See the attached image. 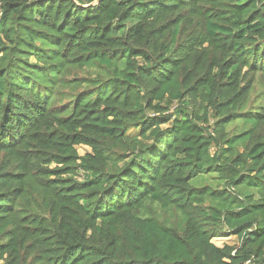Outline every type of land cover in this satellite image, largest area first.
I'll return each mask as SVG.
<instances>
[{
  "label": "trees",
  "instance_id": "obj_1",
  "mask_svg": "<svg viewBox=\"0 0 264 264\" xmlns=\"http://www.w3.org/2000/svg\"><path fill=\"white\" fill-rule=\"evenodd\" d=\"M0 264H264V0H0Z\"/></svg>",
  "mask_w": 264,
  "mask_h": 264
},
{
  "label": "rangeland",
  "instance_id": "obj_2",
  "mask_svg": "<svg viewBox=\"0 0 264 264\" xmlns=\"http://www.w3.org/2000/svg\"><path fill=\"white\" fill-rule=\"evenodd\" d=\"M77 152H78V154L79 155H83L84 153H86V152H89V149L88 148H86V147H78L77 148ZM192 184L193 185H198V184H200L199 182H196V181H193L192 182ZM205 184V183H204ZM206 184H208L209 186H213V185H215V183L213 184V183H206ZM236 242V239L235 238H230L229 240H216V245H218V246H221V245H224V244H234Z\"/></svg>",
  "mask_w": 264,
  "mask_h": 264
},
{
  "label": "crops",
  "instance_id": "obj_3",
  "mask_svg": "<svg viewBox=\"0 0 264 264\" xmlns=\"http://www.w3.org/2000/svg\"><path fill=\"white\" fill-rule=\"evenodd\" d=\"M230 238H218V239H215L214 240V243L216 242V240H229ZM216 244V243H215ZM218 246V245H217ZM222 246V245H221ZM221 246H219V247H221Z\"/></svg>",
  "mask_w": 264,
  "mask_h": 264
}]
</instances>
